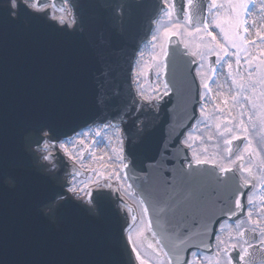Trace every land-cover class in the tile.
Masks as SVG:
<instances>
[{"label":"water","instance_id":"obj_1","mask_svg":"<svg viewBox=\"0 0 264 264\" xmlns=\"http://www.w3.org/2000/svg\"><path fill=\"white\" fill-rule=\"evenodd\" d=\"M72 1L79 2V31L50 24L23 6L18 19L0 20V264H127L128 259L131 263L122 238L123 218L106 197L98 198L100 219L71 198L64 199L58 211L59 228L43 212L46 202L60 196L63 188L40 167L33 168L35 157L23 147V136L28 128L39 131L48 126L61 137L94 122L133 115L130 106L138 102L131 81L134 56L149 39L161 2L127 0L121 20L115 11L119 0ZM173 2L182 19L185 0ZM208 2L191 0V25L206 21ZM70 6L66 1V17L72 19ZM8 11L0 7V15ZM169 12L167 7L162 17ZM167 45L165 80L171 92L159 101L158 111L143 107L127 122L126 153L131 158L127 175L145 201L160 240L150 233L151 237L143 238L145 244L159 255L167 252L173 264H185L192 249H213L223 218L236 220L244 214L247 193L250 190L249 203L259 177L255 175L253 181L251 171L252 177L234 168L242 181L233 170L223 173L213 164L191 162L181 139L198 113L197 61L177 35ZM214 62L212 56L210 64ZM201 106L186 138L201 121ZM242 141L232 142L230 155ZM246 159L240 160L243 169ZM32 175L36 176L34 185ZM7 176L16 181L14 188L5 182ZM245 234L248 243L257 238L254 232L245 230ZM248 251L241 264L264 261V249L253 244ZM237 253L233 254L235 264H239Z\"/></svg>","mask_w":264,"mask_h":264},{"label":"rangeland","instance_id":"obj_2","mask_svg":"<svg viewBox=\"0 0 264 264\" xmlns=\"http://www.w3.org/2000/svg\"><path fill=\"white\" fill-rule=\"evenodd\" d=\"M172 1L168 0L169 14H165L158 22V31L153 36L154 45H147V48L141 51L142 57L136 73V85L150 100L160 98L161 93L165 92L163 61L165 44L169 36L176 33L180 34L189 51L203 62L202 65H198L197 75L203 85L202 93L205 102L210 101L208 98L211 93L209 84L214 88L213 80L218 73L225 74L228 83L231 84L232 97L228 99V102L231 103L233 109L239 103V94L245 96L243 105L248 109V116L239 123L215 112L207 113L201 106V121H197L196 127L185 139V143L189 146L195 160L211 161L212 159L214 163L224 169L237 167L238 162L243 157L247 158L246 169H254L259 181L255 186V193L250 198L252 200L251 209L248 210L252 224L251 221L245 223L255 229L258 234V241L264 245V214L260 215L259 213L260 207L264 209V205L261 204L264 189V59L256 57L251 52L250 46L244 42L245 24L242 20L248 10L247 8L254 0H210L207 10V23L194 26L190 25L188 14L183 20L177 19ZM189 2L190 0H187V3ZM207 24L212 31L219 32L221 38L218 39V45L208 36ZM259 40L264 42L262 38ZM259 48L262 49L260 44ZM210 56L217 59V71H214L213 67L208 64ZM150 68L153 69L152 80L147 76ZM246 76L252 81L251 86L245 84ZM253 104L256 106L253 107ZM238 137H245V141L236 155L229 156L230 141ZM88 138L84 137L83 142L78 141L82 144L81 151L84 150ZM72 148H74L73 145ZM87 181L88 179H85L81 182L78 179L76 186H82ZM229 229H233L237 233L241 226L239 227L230 221L223 223L218 233L216 255L208 256L202 252H195L191 263L229 264V253L233 247H238L242 253H245L246 245L242 244L240 240L242 238L240 232L237 233L239 240L231 243L228 240L230 235L228 233H232ZM148 230L149 223L139 217L135 223V228L130 231V238L134 241L140 262L144 261V264H170L167 257L160 260L158 255L144 245L142 238L148 233ZM225 233L228 235L225 236Z\"/></svg>","mask_w":264,"mask_h":264},{"label":"bare ground","instance_id":"obj_3","mask_svg":"<svg viewBox=\"0 0 264 264\" xmlns=\"http://www.w3.org/2000/svg\"><path fill=\"white\" fill-rule=\"evenodd\" d=\"M166 3L168 0H164ZM260 7V8H259ZM246 22V32H245V40L244 42L247 43L248 46H250L251 52L256 56L260 57L261 59H264V42H260V38L264 39V0H256V2L253 3V5L249 8L247 13L245 14V18L243 19ZM208 25V24H207ZM206 32H208V36L211 38V40L218 45L219 44V38L221 36L219 35V32H214L211 30V27L208 25ZM211 33L212 35H209ZM217 33V34H216ZM217 35V36H215ZM216 37V38H215ZM259 44L262 47L259 48ZM145 47L144 49H146ZM139 63V62H138ZM197 72V71H196ZM198 74V72H197ZM215 81V82H214ZM252 81H250L249 77L246 76L245 78V84L251 86ZM213 83H215L214 88L211 86V93L210 96H208L209 100L208 103L205 102L202 107H204L205 111L207 113L215 112L217 114H221L223 116H226L228 119H231L232 121H235L236 123L243 122L244 119L248 116V109L246 106L243 105V98L245 97L243 94H239L238 99L239 103L237 104V107L233 109L231 103L228 102V99H231L232 97V89L231 84L228 83L226 75L222 73H218L216 78L213 80ZM216 87V88H215ZM165 93V92H163ZM142 94V93H140ZM143 95V94H142ZM144 98V96H143ZM218 99V100H217ZM217 100V101H216ZM150 101V100H149ZM151 102H154L157 107L156 100H151ZM207 103V104H206ZM206 129V126H204ZM259 130V129H257ZM120 130H111L110 132H107L105 135L110 137V141L106 143V140L103 139V141H100L98 144H100V148L104 151V162L108 164V168L111 169L114 167V173L116 175L121 176L120 184L123 185L125 193L129 196L130 200L133 201V203L137 206V208L140 211V217L144 219L147 223H149L148 220V214L146 211V208L144 207L143 203L140 201L138 196L132 191L130 185H128V182L125 177V171L123 168V163L121 162V159L118 162V155L121 152V146L123 144V137ZM91 133V132H89ZM86 133H83V136ZM68 147V146H67ZM112 163V164H110ZM119 165H118V164ZM218 166V165H217ZM236 168V167H234ZM256 186V185H255ZM255 189V188H254ZM255 193V190H254ZM253 194H249V198H251ZM262 197L264 200V189L262 192ZM252 203V200L250 199V202ZM251 207H249V210ZM239 227L246 226L245 220L243 222H239ZM260 226V223H258ZM149 233H152L154 237L157 235L149 228ZM232 232L233 241L237 240L236 233L233 231V229L230 230ZM158 240L159 238L156 237ZM160 241V240H159ZM242 244L246 245V240L242 239ZM218 244V239H217ZM142 254V253H141ZM230 262L231 259H228Z\"/></svg>","mask_w":264,"mask_h":264},{"label":"snow or ice","instance_id":"obj_4","mask_svg":"<svg viewBox=\"0 0 264 264\" xmlns=\"http://www.w3.org/2000/svg\"><path fill=\"white\" fill-rule=\"evenodd\" d=\"M14 4H15V0H14ZM25 7V8H28V9H30V10H32V11H34V9H32V8H30L29 6H28V4H24V3H21V4H15V6L12 8V9H10L9 11H8V13H7V15L6 16H3V15H0V20H7V21H14V20H16V19H18L19 18V9L21 8V7ZM37 7V6H36ZM209 35H212L211 33H209ZM164 88H165V92L167 93V90H168V85H167V83H165V85H164ZM256 105L255 104H253V107H255ZM44 135L45 136H47L48 134L45 132L44 133ZM63 145H61V147H62ZM205 161H202V160H200V159H197L196 160V163L197 164H202V163H204ZM70 191H75V189H70ZM92 194H93V192H90V193H87V195H88V199H90L91 197H92ZM239 203V202H238ZM141 264H144V261H141Z\"/></svg>","mask_w":264,"mask_h":264},{"label":"flooded vegetation","instance_id":"obj_5","mask_svg":"<svg viewBox=\"0 0 264 264\" xmlns=\"http://www.w3.org/2000/svg\"><path fill=\"white\" fill-rule=\"evenodd\" d=\"M232 239V241H233V237H232V235H230V240Z\"/></svg>","mask_w":264,"mask_h":264}]
</instances>
